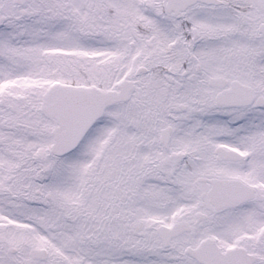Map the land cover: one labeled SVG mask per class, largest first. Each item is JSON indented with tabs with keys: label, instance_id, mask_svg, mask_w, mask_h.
Here are the masks:
<instances>
[{
	"label": "snow or ice",
	"instance_id": "snow-or-ice-1",
	"mask_svg": "<svg viewBox=\"0 0 264 264\" xmlns=\"http://www.w3.org/2000/svg\"><path fill=\"white\" fill-rule=\"evenodd\" d=\"M0 264H264V0H0Z\"/></svg>",
	"mask_w": 264,
	"mask_h": 264
}]
</instances>
